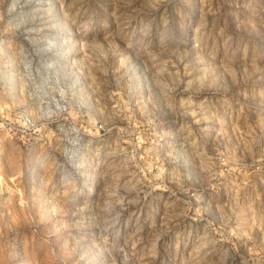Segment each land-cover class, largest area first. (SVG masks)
Masks as SVG:
<instances>
[{
	"label": "rangeland",
	"instance_id": "rangeland-1",
	"mask_svg": "<svg viewBox=\"0 0 264 264\" xmlns=\"http://www.w3.org/2000/svg\"><path fill=\"white\" fill-rule=\"evenodd\" d=\"M0 264H264V0H0Z\"/></svg>",
	"mask_w": 264,
	"mask_h": 264
}]
</instances>
